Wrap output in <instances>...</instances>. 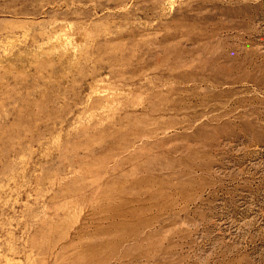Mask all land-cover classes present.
I'll use <instances>...</instances> for the list:
<instances>
[{
	"label": "rangeland",
	"instance_id": "374dc122",
	"mask_svg": "<svg viewBox=\"0 0 264 264\" xmlns=\"http://www.w3.org/2000/svg\"><path fill=\"white\" fill-rule=\"evenodd\" d=\"M0 264H264V0H0Z\"/></svg>",
	"mask_w": 264,
	"mask_h": 264
}]
</instances>
